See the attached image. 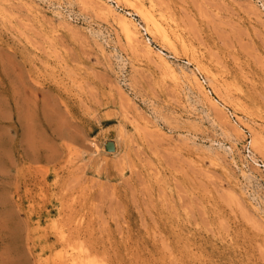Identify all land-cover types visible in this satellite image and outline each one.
Wrapping results in <instances>:
<instances>
[{
	"label": "rangeland",
	"instance_id": "374dc122",
	"mask_svg": "<svg viewBox=\"0 0 264 264\" xmlns=\"http://www.w3.org/2000/svg\"><path fill=\"white\" fill-rule=\"evenodd\" d=\"M263 6L0 0V264H264Z\"/></svg>",
	"mask_w": 264,
	"mask_h": 264
},
{
	"label": "bare ground",
	"instance_id": "6f19581e",
	"mask_svg": "<svg viewBox=\"0 0 264 264\" xmlns=\"http://www.w3.org/2000/svg\"><path fill=\"white\" fill-rule=\"evenodd\" d=\"M142 4V3H141ZM154 4V3H153ZM156 4V3H155ZM140 5V4H139ZM142 5H140V7H141ZM156 6V5H155ZM153 7V6H152ZM264 7V6H263ZM113 9V8H112ZM145 10H147L146 8H144ZM151 9V8H150ZM149 9V10H150ZM153 11V10H152ZM155 11V10H154ZM153 11V12H154ZM141 15H142V17L144 18V20H146V22H145V24H148L147 25V29H149L148 31L149 32H151L152 30H151V28L152 29H154V30H156L157 32H160L161 33V35H163V39H165L166 41H168L169 43H172V41H171V39H170V37H169V35L167 34L168 32H166V31H164L165 29H162L157 23H156V20H155V18L153 17V15H151V13H148V10L145 12L144 10L142 11V10H140L139 9V11H138ZM165 15V14H164ZM126 17V16H125ZM158 17V19L160 18V16H157ZM162 17V16H161ZM165 17V16H164ZM163 18V17H162ZM161 19V18H160ZM133 20V19H132ZM163 20V19H162ZM120 23H121V26L120 27H122L121 28V30L122 31H124V33H126L127 34V36H128V38H130V39H133L135 36H136V26H134L135 24H133V23H131L128 19H126V18H121V20H120ZM162 23H165L164 21L162 22ZM167 23V22H166ZM163 26V25H162ZM153 30V31H154ZM153 34H155V32L153 33ZM157 34V33H156ZM171 35V34H170ZM126 36V35H125ZM179 36V35H178ZM161 37V36H160ZM175 37V36H174ZM136 38V37H135ZM134 38V39H135ZM179 39V38H178ZM177 39V40H178ZM181 40V39H180ZM165 41V42H166ZM182 43V42H181ZM185 44H186V42H185ZM188 44V43H187ZM184 46V45H183ZM161 58H162V56H160ZM165 62H167L166 61V59L165 58H162ZM201 62V61H200ZM167 64V65H166ZM165 65L167 66V67H169V68H172V66L171 65H169V63H166ZM201 65H204V64H201ZM198 66H200V65H198ZM206 66V65H205ZM205 66H202V67H205ZM201 67V68H202ZM166 68V67H165ZM169 68H167L168 70H169ZM180 69H182V68H180ZM198 69H200V67H198ZM209 69V68H208ZM171 71V70H170ZM172 71H173V73H175V70L174 69H172ZM182 71V70H181ZM199 71V70H198ZM201 71V70H200ZM210 71V70H209ZM186 72V71H185ZM188 72V71H187ZM205 72V71H204ZM178 73V72H177ZM184 74V73H183ZM192 74V73H191ZM191 74L189 75V76H191ZM173 75V74H172ZM179 75V74H178ZM185 75V74H184ZM196 75V74H195ZM210 75V74H209ZM180 76H182V75H180ZM187 76V75H186ZM211 76V75H210ZM183 77V76H182ZM192 77H194V80H195V76L193 75V76H191V78ZM197 77V76H196ZM179 78V76L177 77V79ZM187 78H189V77H187ZM185 76H184V79H187ZM214 78H216V77H214ZM198 79V78H197ZM191 80V79H190ZM190 80L188 81V79L186 80V82H189L190 83ZM196 81H198V80H196ZM196 81H194V82H196ZM197 84H198V82H196ZM192 84V83H191ZM190 85V84H189ZM199 86H200V84H198ZM191 86H193V85H191ZM199 88V87H198ZM201 88V87H200ZM199 88V89H200ZM203 88V87H202ZM57 154V153H56ZM49 156H51V155H49ZM32 224H34V223H32ZM58 230V229H57ZM62 237H63V235H62ZM60 238H61V236H60ZM60 240H62V239H60ZM68 241V240H67ZM61 244V243H60ZM86 253H88V252H86ZM80 255V254H79ZM85 255H87V254H85ZM83 256V255H82ZM90 256V255H89ZM40 257V256H39ZM38 257V258H39ZM63 257V256H62ZM68 257V256H67ZM42 260H44L42 257H40ZM69 258V257H68ZM82 258V257H81ZM90 259H93L91 256L89 257ZM88 258V259H89ZM41 259H39V260H41ZM58 259V258H57ZM63 259H64V257L62 258V261H63ZM71 258H69V260H70ZM39 260L37 261V262H39ZM67 260V259H66ZM68 260V261H69ZM71 260H73V259H71ZM78 260V259H77ZM87 260V259H86ZM50 261V260H49ZM53 261V260H52ZM52 261H50V262H52ZM58 261H59V259H58ZM64 261H65V259H64ZM74 261V260H73ZM84 259H81L79 262H74V264H85V262H88V261H85ZM41 262V261H40ZM44 262V261H43ZM55 262V261H54ZM94 262V261H93ZM53 263V262H52ZM51 263V264H52ZM55 263H58V262H55ZM60 263V262H59ZM58 263V264H59ZM66 263H68V262H66ZM89 263H91V261H89L88 262V264ZM54 264V263H53ZM60 264H62V263H60ZM73 264V263H72ZM87 264V263H86ZM95 264V263H94Z\"/></svg>",
	"mask_w": 264,
	"mask_h": 264
},
{
	"label": "water",
	"instance_id": "95a60500",
	"mask_svg": "<svg viewBox=\"0 0 264 264\" xmlns=\"http://www.w3.org/2000/svg\"><path fill=\"white\" fill-rule=\"evenodd\" d=\"M107 150L108 151H114L115 150V145L114 144H110L107 146Z\"/></svg>",
	"mask_w": 264,
	"mask_h": 264
},
{
	"label": "built area",
	"instance_id": "2783aa9c",
	"mask_svg": "<svg viewBox=\"0 0 264 264\" xmlns=\"http://www.w3.org/2000/svg\"><path fill=\"white\" fill-rule=\"evenodd\" d=\"M201 80H203L202 82H204L205 85H207L206 80H205V78H204V76L202 74H201Z\"/></svg>",
	"mask_w": 264,
	"mask_h": 264
}]
</instances>
